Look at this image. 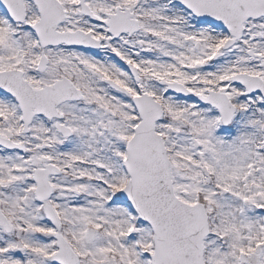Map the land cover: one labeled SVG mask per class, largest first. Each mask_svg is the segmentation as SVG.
Segmentation results:
<instances>
[{"label":"snow or ice","instance_id":"6c2138e0","mask_svg":"<svg viewBox=\"0 0 264 264\" xmlns=\"http://www.w3.org/2000/svg\"><path fill=\"white\" fill-rule=\"evenodd\" d=\"M0 264H264V0H0Z\"/></svg>","mask_w":264,"mask_h":264}]
</instances>
